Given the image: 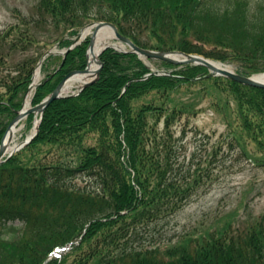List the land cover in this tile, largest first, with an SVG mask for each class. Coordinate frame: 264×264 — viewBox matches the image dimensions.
Wrapping results in <instances>:
<instances>
[{
    "label": "trees",
    "instance_id": "1",
    "mask_svg": "<svg viewBox=\"0 0 264 264\" xmlns=\"http://www.w3.org/2000/svg\"><path fill=\"white\" fill-rule=\"evenodd\" d=\"M205 2L39 0L24 29L10 26L0 32V140L21 107L44 48L62 37H48L39 45L46 33L35 30L43 29L46 20L57 33L68 30V37L91 21L109 22L140 48L226 61L227 54L221 57L198 45L209 42L211 32L201 18ZM260 30L222 43L249 64H239L237 73L264 72ZM70 43L66 39L60 46ZM34 46L35 54L25 57ZM87 46L85 41L64 59L44 61L32 105L67 73L85 68ZM99 59L97 80L77 96L53 101L37 137L0 164V264H264V215L248 233L224 223L196 237L175 232L167 238L178 212L221 179L195 158L189 163L181 158L176 125L197 115L202 100L209 99L208 107L224 116L233 104L240 134L229 148L240 145L244 154L246 143L252 144L262 154L254 163L264 168V89L222 77L196 81L206 68L177 69L165 62L155 63L176 69L170 76L141 79L151 72L145 61L111 48ZM211 89L215 93L209 94ZM33 117L28 116L27 125ZM79 178L84 185L76 182ZM61 248L69 250L54 254Z\"/></svg>",
    "mask_w": 264,
    "mask_h": 264
},
{
    "label": "rangeland",
    "instance_id": "2",
    "mask_svg": "<svg viewBox=\"0 0 264 264\" xmlns=\"http://www.w3.org/2000/svg\"><path fill=\"white\" fill-rule=\"evenodd\" d=\"M205 1L201 18L206 20L207 27H210L211 32L209 33V42L198 45L205 51H214L216 54H220L221 57H225L227 54L226 61L210 59L223 62L234 71L239 69V64L249 65L247 62L241 63V60L232 53L234 49H230L222 43L230 38H237L242 33L249 35L261 32L260 29L264 31V0ZM38 2L39 0H0V32L6 31L10 26L24 29L22 23L30 20L31 16L35 14ZM226 13L228 14L227 18ZM242 19L244 20L243 23L241 22ZM46 23H44L43 29L35 30L39 33H46L45 36L39 38L41 47L44 42L49 41L47 40L48 37L53 39L55 35H59V38L62 36V39L66 37L63 33L66 35L69 32L61 29L57 33L51 26L53 25L51 20H46ZM91 23L92 21L83 27ZM73 38L70 37L69 39L72 40ZM59 41L60 39L56 43L46 46L43 53L54 47ZM193 43L197 44L196 41ZM247 46L251 48L249 43ZM37 49L38 46H34L31 53L27 52L25 57L35 54ZM55 49L63 52L65 48L58 46ZM56 57L61 58V56ZM228 58L235 60H228ZM18 59H22V54ZM261 63L264 65V61ZM147 64L153 71L168 70L153 61H147ZM55 66L56 63L55 65L51 64L50 68ZM170 71H174V69ZM40 77H43L41 72ZM193 89L195 90V87ZM76 90L77 88L72 91ZM72 91L66 94H70ZM208 93L212 94L215 91L211 89L208 90ZM208 100H202L203 102L199 106L201 110L197 115L188 120L183 118L180 125H176V136L179 144H183L180 150L181 158L184 157L189 163L193 157L202 168L212 167L214 175L221 178V182H216L206 194L195 198L178 212L168 226L167 238L172 237L175 232L178 234L189 233L192 237H196L203 229L210 227L216 229L223 226L224 223L232 224L233 227H238L239 230L248 233L254 227L256 220L264 215V168L254 163L256 159L262 158V154L248 142L244 154L241 152L240 145H238L239 148L230 149V141L235 142L240 134L234 106L232 104L224 116L222 113L219 114L210 109ZM34 121L33 119L29 125H27V120L19 123L16 127L15 142L20 143L33 133ZM229 121L232 123L231 127L227 125ZM163 125L164 121H161L160 128ZM183 125L187 126L184 128V134L182 132ZM76 182L79 185L85 183L81 178L77 179ZM202 222L204 226L200 225ZM15 224L17 225V223Z\"/></svg>",
    "mask_w": 264,
    "mask_h": 264
},
{
    "label": "water",
    "instance_id": "3",
    "mask_svg": "<svg viewBox=\"0 0 264 264\" xmlns=\"http://www.w3.org/2000/svg\"><path fill=\"white\" fill-rule=\"evenodd\" d=\"M108 27L111 32L113 33V39L116 40L118 43H120L122 46H127L130 49V52L137 54L140 58L143 59H152V60H157V61H163L167 62L173 65H199V66H204L209 73L204 76V78H209V77H215V76H222L226 77L234 82H237L239 84L248 86V87H253V88H259V89H264V81L259 80L256 78L258 75L251 76V77H246L240 74H237L233 72L232 70H229L227 67L221 66V64L216 63L214 61L208 60L202 56L199 55H193V54H187L183 52H160V51H152V50H146L137 47L131 40H129L126 37H123L122 35L119 34L117 27L111 23H106V22H97V23H92L86 28H84L80 33L76 35V38L74 40L73 45L79 44L81 41H83L82 33L89 28L93 29L92 36L90 38V43L88 50H90L93 47L94 43V37L98 33V31L101 28ZM108 47H113L116 50H121L119 48H116L114 46H106L102 50L108 48ZM72 49V47L70 48ZM69 49V50H70ZM59 52L54 51V49H50L44 53V55L41 57L38 67H41L42 62L45 60V58L51 56V55H57ZM96 64H97V69L95 71L94 76L91 78L90 81H87L83 84V86L80 88V91H82L84 88L88 87L91 85L96 78L99 75L100 69L102 67V63L99 61V59H96ZM88 72V67H86L82 71H72L69 74H67L56 86V88L51 92V94L42 101L39 105L32 107L26 111H15V118L10 122V124L7 127L6 133L1 139L0 142V160L1 158L5 155L7 148L5 145V138L7 136V133L9 130L16 125L20 120L26 118L29 114L31 113H38V114H43L45 108L55 101L56 99L62 98L63 97V89L66 84V82L73 76L79 75V74H87ZM159 74H166L164 72H159ZM149 75H146L148 77ZM23 108V107H22ZM38 134V131L36 130L35 133L27 138L15 151L19 150L21 147L26 146L29 144ZM13 152L10 153L8 156V159L12 156Z\"/></svg>",
    "mask_w": 264,
    "mask_h": 264
},
{
    "label": "bare ground",
    "instance_id": "4",
    "mask_svg": "<svg viewBox=\"0 0 264 264\" xmlns=\"http://www.w3.org/2000/svg\"><path fill=\"white\" fill-rule=\"evenodd\" d=\"M92 33V29H86L82 33V37H86ZM106 46H115L119 48V46L115 45L113 42V33L108 27L101 28L96 36L94 37L93 47L88 51L87 61H88V72L87 74L75 75L71 77L65 84L63 92L68 93L75 88L81 87L85 82L89 81L92 76H94L95 71L97 69L96 59L98 57L99 52ZM39 78L38 69L34 74V81L37 82ZM261 81H264V74L257 76ZM29 108V99L28 97L25 99L23 110H27ZM36 126V122L34 128ZM17 132L16 127H12L4 142L9 151H14L19 147V143L15 142V134ZM34 132V131H33Z\"/></svg>",
    "mask_w": 264,
    "mask_h": 264
}]
</instances>
